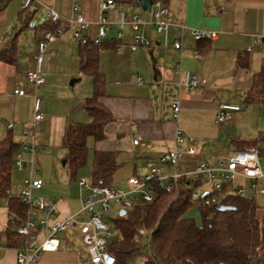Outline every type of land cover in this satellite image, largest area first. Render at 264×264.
Wrapping results in <instances>:
<instances>
[{"label": "crops", "instance_id": "0c3cea01", "mask_svg": "<svg viewBox=\"0 0 264 264\" xmlns=\"http://www.w3.org/2000/svg\"><path fill=\"white\" fill-rule=\"evenodd\" d=\"M22 1L0 0V52L7 49L13 40L17 44L15 61H0V141L12 137L20 150L25 140L23 131L31 126L32 96L36 94L42 100L45 115L33 131L39 150L35 167L36 164L40 167L39 162H43L51 153L53 157L57 153L60 157H66L63 146L66 127L89 121L82 102L92 95L93 85L91 77L80 71L81 39H75L70 32L48 47V51L54 54L47 52L44 56L43 75L46 83L36 91L28 84L26 74L36 67L34 56L42 34L40 26H36V19L44 15L46 8L65 17H74L71 9L73 4H78L81 14L90 22L83 38L92 40L98 33L102 0H34L27 11L21 7ZM263 2L168 0L173 19L168 47L163 46V34L151 25L154 20L152 9L145 11L140 1L135 8L130 3L117 4L118 9L126 13L128 21L133 14H137L146 22L143 31L151 45L140 47L135 52L119 53L105 48L100 53L99 68L107 80V97L103 102L114 114L116 122L107 127L104 141H89L88 162L91 167L95 150L119 151L120 168L129 166L131 176L144 175L148 172V161H157L174 148L186 150V145H176L178 130L195 139L197 153L192 156L211 166L217 163L218 156L225 157L231 149L248 148L252 143L264 160V104H248L246 101L255 75L264 70V49L255 47L250 53L246 51L255 37L264 35ZM30 12L33 13V20L25 26L24 18ZM109 16L113 24L104 42L117 39L120 30L116 23L118 16L113 12ZM40 25H43L41 21ZM74 28L78 29V26ZM195 29L217 31L218 37L211 41H195L192 38ZM123 33V41L130 43L134 31L129 23ZM176 40L182 42L181 51L173 46ZM241 57L248 60L247 69L237 68ZM186 71L197 75L201 81V85L189 93L180 86L182 74ZM138 77L143 78V84H138ZM16 88L25 90L26 96H15ZM177 97L181 99V112L179 120H174L172 101ZM222 104L236 105L241 110L234 114L231 121L217 125L216 114ZM10 123L13 124L12 129L8 128ZM135 140L139 143L135 144ZM186 156L189 155L184 158ZM36 169V177L42 179L40 171ZM28 174V169L19 171L14 168L10 190L12 199H19ZM42 180V188L34 191L36 197H40L36 194L44 189L45 181ZM242 184L245 196H257L246 194V191H253L250 181H243ZM258 184L264 189V179ZM54 186L46 187L48 191L45 194L48 195L47 199L57 202L60 219L77 213L71 211L69 200L57 197L60 191ZM79 187L80 190L85 188L80 184ZM86 189L90 190L89 187ZM84 201L81 200L82 205ZM9 205L8 198L0 199V231L9 227L15 232L12 220L16 214ZM72 236L79 237L74 229L62 232L59 251L45 253L38 261L29 264H79L71 252H64L61 247L62 242L70 241ZM16 255L17 249L8 248L5 242L0 245V264H17ZM80 260L84 261L83 258Z\"/></svg>", "mask_w": 264, "mask_h": 264}, {"label": "built area", "instance_id": "2783aa9c", "mask_svg": "<svg viewBox=\"0 0 264 264\" xmlns=\"http://www.w3.org/2000/svg\"><path fill=\"white\" fill-rule=\"evenodd\" d=\"M34 0H23L21 7L23 10L29 9ZM167 0H153L152 13L154 20L151 25L154 29L163 34V46H169V29L172 25ZM132 7L139 6V0H132ZM264 5V2H263ZM101 18L99 21L98 33L92 39L95 45L101 44L107 39L112 28V20L109 13L118 16L119 32L117 39L121 44L117 47L119 53L127 51L135 52L140 47H149L150 40L145 35L143 28L146 22L142 18L133 14L130 21L124 11L118 9L115 0H102ZM72 14L74 17H65L57 11L46 8V12L41 17V24L58 22L60 27L52 32L47 31L41 34L38 51L34 56L36 67L29 70L26 80L35 91L46 83L43 75V61L51 43L62 37L66 33H72L75 39H84V32L90 27V22L81 14L80 6L73 4ZM129 23L134 31L130 43H125L123 30ZM75 25L78 29H75ZM218 37V32L213 30L195 29L192 31V38L195 41L214 40ZM176 50L183 48L181 40H176L173 44ZM255 47L264 49V35L255 37L253 44L246 48L251 52ZM138 84H143L142 77L137 78ZM201 85L197 75L186 71L182 74L180 86L187 92H191ZM17 97L26 96V91L20 88L14 90ZM33 117L31 126L24 129L25 140L20 145V150L15 156V169L24 171L28 169L29 174L23 181L22 193L19 199L27 207V212L23 220L14 224L17 234L24 237V246L17 250V264H29L38 261L45 253H55L59 251L61 239L60 234L69 229L76 230L79 237L86 246L89 264H118L116 256L110 252V245L115 238L114 231L107 220L112 211L113 204H119L123 210L134 209L140 204H149L155 201L158 192L170 193L181 178H188L191 182H198L200 188L192 192L191 201L193 204L202 206L220 207L223 198L228 194L244 195L245 189L243 181H250L251 190L255 195L264 194V189L259 187V181L264 179V160L261 159L260 151L256 147L243 149H231L225 157L218 156L214 166L200 160L190 171H180L179 163L185 155H196L197 149L195 139L187 135L183 130H178L175 136L176 145H186V150L182 151L174 148L163 154L157 161H148L146 167L148 172L144 175H133L128 179V189H117L112 186H89L85 179H81L79 184L91 190L87 200L83 202L80 211L66 219H60L58 204L56 201L44 197L34 196V191L43 186V180L36 177L38 171L35 167V159L39 152L33 137V131L38 122L45 117L42 100L34 94ZM241 107L236 105L222 104L218 107L216 114V124L224 125L231 121L236 112ZM181 112V99L175 98L172 101V118L179 120ZM9 129L13 124L8 125ZM135 144L139 141L135 140ZM169 169V171H166ZM206 188V189H205ZM229 190V191H227ZM217 192V193H216ZM205 193H208L206 196ZM216 193V194H214ZM10 197V192H8ZM99 205V210L97 209ZM122 211V210H121ZM120 211V212H121ZM81 217V218H80ZM43 236L41 239L40 237ZM146 243H149L150 234H145Z\"/></svg>", "mask_w": 264, "mask_h": 264}, {"label": "trees", "instance_id": "16d2710c", "mask_svg": "<svg viewBox=\"0 0 264 264\" xmlns=\"http://www.w3.org/2000/svg\"><path fill=\"white\" fill-rule=\"evenodd\" d=\"M115 2L128 4L132 0ZM32 16V12L26 14L25 26L32 22ZM59 27L60 23L51 22L39 28L43 33L54 32ZM120 44L118 39L97 45L91 39L80 40V71L91 77L93 92L82 102L89 121L69 124L64 133L65 167L71 179L76 178L78 171L88 163L89 141H104L107 127L116 122L114 114L103 102L107 97V80L99 63L103 49L116 50ZM16 49V40H13L0 52V61L14 62ZM248 65V60L241 57L237 68L247 69ZM246 101L248 104H264V70L255 75ZM249 147L256 146L252 143ZM18 150L19 145L12 137L0 141V199H9L10 210L16 214L14 224L23 220L27 212L20 199L8 196ZM118 156L119 151H94L93 185H113L114 175L121 166ZM197 186L198 182L181 178L172 192H158L153 203L140 204L119 216L115 220L118 237L110 245V252L116 256L118 264H126L141 253V237L145 234H150L149 243L145 244L153 249L152 254H146L145 264H264V205L259 204L254 196L228 194L220 206L234 209L221 211L217 206L200 205L202 225L199 226L194 219L186 217L194 206L191 198ZM3 242L8 248L18 250L24 246V237L7 227L0 231V245Z\"/></svg>", "mask_w": 264, "mask_h": 264}, {"label": "rangeland", "instance_id": "374dc122", "mask_svg": "<svg viewBox=\"0 0 264 264\" xmlns=\"http://www.w3.org/2000/svg\"><path fill=\"white\" fill-rule=\"evenodd\" d=\"M40 21H41V18L38 17L36 19V23H37L36 26H40ZM77 123H87V122H81L80 121ZM64 154L66 155L65 150H64ZM42 160H43V158H42ZM197 160L198 159H196V157L186 156L180 162L179 170H181V171L192 170L195 167V165L199 162ZM40 161H41V158H40ZM64 161H65V157H60V155H58V153L56 154V157H53V154L51 153L49 156H47L46 159H44L43 162H39L40 167L36 164V167L40 171V173H39L40 177L42 179H44V181H45L44 189L42 190L41 193H38L36 195H40V197H44L47 199L48 195L45 194V192L47 190L46 187H49V185L53 184V185H55L54 187H56L60 191V196L57 195V197L69 200L71 211L77 212L81 209V206H82L81 200H87L91 194V191L86 189V188H83L80 190V187L78 184V181L81 178H84L89 186L92 185L91 163L89 161L88 164L82 170L78 171L76 178L71 179V175L68 171V168H66L65 165H63ZM130 169L131 168L129 166L121 167L120 169H118L114 175L112 187L117 188V189H125V190L128 189V179L131 176V173L129 172ZM147 171H148V169H147ZM199 188H200V185L195 188V191H197ZM22 189L20 190L19 196L22 193ZM50 191H51V189H50ZM246 194L247 195H254V191H246ZM256 198H257V202L259 204L264 205V196L263 195H257ZM112 207L113 208H112V211L109 215V219L107 220V222L109 223L110 227L114 231L115 238L113 240H115L118 237V232L115 228V220L119 217V213L121 210H123V208L119 204H113ZM199 207H200V205L194 204V206L190 210H188V212L186 213V217L194 219L195 222L197 223V225L200 226V225H202V218H201ZM97 208L99 209V205H97ZM144 236L145 235H143L141 237V241H142V245H143L141 253L139 255L135 256L134 258L130 259L126 264H145L146 254L150 255L153 253V249L150 246H147L145 244L146 239ZM61 247L63 248L64 252H71L74 255V257H76L78 259L79 264H88L89 263L88 262V255L86 253V246L80 237L72 236L70 241H63ZM81 258H83L84 261H81L80 260Z\"/></svg>", "mask_w": 264, "mask_h": 264}, {"label": "water", "instance_id": "95a60500", "mask_svg": "<svg viewBox=\"0 0 264 264\" xmlns=\"http://www.w3.org/2000/svg\"><path fill=\"white\" fill-rule=\"evenodd\" d=\"M140 1V4H141V7L145 10V11H150L151 9V6H152V2L153 0H139ZM34 24V23H33ZM66 164V161L63 162V165ZM208 193H205L204 195L206 196ZM219 209L221 211H228V210H232L234 209L232 206H226V205H222L219 207ZM126 214V211L125 210H122L120 213H119V216H123Z\"/></svg>", "mask_w": 264, "mask_h": 264}]
</instances>
